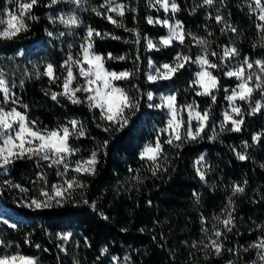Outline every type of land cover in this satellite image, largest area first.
I'll list each match as a JSON object with an SVG mask.
<instances>
[{
    "label": "trees",
    "instance_id": "16d2710c",
    "mask_svg": "<svg viewBox=\"0 0 264 264\" xmlns=\"http://www.w3.org/2000/svg\"><path fill=\"white\" fill-rule=\"evenodd\" d=\"M102 2L88 0L83 9L76 10L81 26L72 30L74 34H67L68 29L59 23H50L49 18L62 12L68 13L74 6L60 3L49 7L50 0H38L32 10L36 19L28 21L29 31L13 41L0 40V69L5 71L10 83H15L13 91L29 106L28 115L32 120L49 128L71 118L81 121L87 136L72 140L73 146L81 150L80 156H87L105 140L109 142L107 149L100 152L96 175L81 177L87 187L83 196L79 191L74 193L75 200L79 202L76 205L68 203L63 207L41 210L24 207L21 201L25 197L37 195L39 184L33 183L37 172L42 170L46 173L51 184L59 179L55 170L46 166L37 168L35 161L27 159L16 161L6 170L0 169V218L8 219L18 226L16 230H11L0 223V237L12 242L13 248L9 251H15V245L19 244L20 251L36 256L40 264H73L74 259L79 264H111L112 257H117L119 264H228L229 261L233 264H253L256 251L245 252L243 249L264 234L256 227L264 224V168L261 167L264 165V137L252 143L254 133L264 132V111L247 115L249 104L239 102L245 110L242 131L226 130L219 133L217 139H208L213 127L219 132L222 113L227 109L224 89H231L236 84L234 78L223 76V67L214 71L220 78V90L216 92L217 103L212 105L211 120L203 139L185 143L178 149L166 146L167 171H161L157 177L142 167L138 159L142 146L153 139L167 119L165 110L148 107V91L153 92L154 97L178 93V103H195L201 110L212 103L210 97L197 96L189 88L197 71L193 64H188L172 81L147 83L149 59L159 64L170 61L179 51L193 57L201 54V49L191 39L186 40L183 46L176 44L161 51H145L144 37L157 40L167 34L166 28L148 24L147 18L167 17L181 21L185 30L209 41L210 51L220 52L223 46H235L239 49L240 57L229 62L234 66L244 56L253 60L264 59V47L258 43L260 36L257 22L249 11L247 0H214L212 7L204 6L203 0H175L180 8L176 13H165L158 6L151 7V0H117L127 6L122 18L124 26L140 33L141 42L138 45L133 43L135 36L132 32L117 28L90 11L91 7ZM10 8L11 0H0V16L5 17ZM217 9L229 24L237 28V33H221L223 25L209 19V14L214 17ZM89 26L100 33L121 37L119 40L94 37V50L97 53L106 56L110 52L113 56L127 57L125 60L107 61L109 69H140L131 83L121 82V86L129 90H132L131 84H139L145 93L141 97L139 112L122 132L105 133L98 129L94 113L89 112L86 105H73L63 97L59 98V102L52 101L45 91L60 89L50 84L46 76L37 78L35 75L36 71L43 72L46 63H52L56 67V74L60 75L62 70L59 65L66 58L68 44H74L72 51L77 52ZM46 30L52 31L57 37L63 31L66 36L49 37ZM254 44L257 46L253 47ZM21 51L23 55H18ZM137 54L140 56L139 62H136ZM210 59L219 62L216 57ZM25 70L31 75L26 77ZM259 99L264 102V95L254 93L253 105ZM95 115L98 117V112ZM245 141L249 145L247 149L244 148ZM233 148L245 153L248 158L238 160ZM202 154L205 158L204 167L210 169L206 182H201L194 170V162ZM129 167L140 169L143 183L132 185ZM5 179L27 188L28 193L5 185ZM244 181H247L246 185ZM234 183L244 185L245 191L232 196L231 185ZM229 197L235 207V227L232 232L226 233L224 251L217 256L211 250L203 249L200 242H206V236L202 229L212 230L216 224L213 218L221 215ZM83 199L94 201L97 210L93 211L90 204H84ZM100 212L109 219H102ZM202 216L207 219V223L202 224ZM66 232L73 234L64 245L67 255L57 247L63 243L57 239V233ZM25 236L31 239V245L23 243ZM193 242L198 247H193ZM37 244L40 245L39 249L35 247ZM105 247L108 252L101 255ZM229 249L233 251L229 252Z\"/></svg>",
    "mask_w": 264,
    "mask_h": 264
},
{
    "label": "snow or ice",
    "instance_id": "6c2138e0",
    "mask_svg": "<svg viewBox=\"0 0 264 264\" xmlns=\"http://www.w3.org/2000/svg\"><path fill=\"white\" fill-rule=\"evenodd\" d=\"M87 2L88 0H50L49 7L60 3L74 6L68 13L62 12L50 17V23H59L69 30L67 34H74L72 30L81 26V19L75 12L78 9H83ZM13 3L15 10H7L6 18L0 16V40L2 41H13L27 33L30 27L28 21L36 19L32 15V10L38 4V0H13ZM213 4L214 0H203L204 6L212 7ZM150 6L154 8L158 6L165 13L169 11L176 13L180 10L175 0H151ZM248 8L258 21L256 24L260 36L258 43L264 47V0H250ZM90 11L96 16L107 19L115 27L132 32L135 36L133 43L140 44V33L136 29L126 28L122 23V18L127 11V6L124 3L117 2V0H103L98 6L91 7ZM116 17L121 19L118 20ZM209 19H214L217 24L223 25L220 29L221 33L226 34L229 31L237 33L238 31L236 27L225 20L219 9L214 17L209 14ZM147 23L166 28L168 34L157 40L144 37L145 51H161L174 47L176 44L183 46L188 39H191L201 49V54L195 57L184 51H179L170 61L159 64L149 59L148 66L151 71L146 73L147 83L172 81L188 64H196L199 70L189 83V88L194 90L197 96L210 97L212 102L207 108L201 110L195 103H178V93L175 92L161 95L158 98L154 97L151 91L146 93L147 100L150 102L148 107L166 110L167 116L164 127L158 129L153 139L146 142L138 152V159L142 167H145L153 177H157L161 171H167L165 167L168 160L166 146L178 149L185 143L203 139V134L208 129L211 120L212 105L217 103L216 92L220 90V78L214 74V71L223 67L225 69L223 76L234 78L237 83L231 89H224V98L228 101V109L222 113L223 119L219 123V132L216 127L212 128L211 135L208 137L210 141L217 139L219 133L226 130L242 131L245 110L237 103L238 101L249 104L247 115H255L257 112L264 111V103L261 101H255L253 106V94L264 95V59L253 60L244 56L236 65L232 66L229 62L240 57L239 49L235 46H223L220 52L210 51L209 41L185 30L179 20L172 23L167 17L154 19L149 16ZM46 32L49 37L62 38L66 36L63 31L59 32L58 37L52 31L46 30ZM208 35L211 36L212 33L209 32ZM94 37L121 39L111 33H100L89 26L77 52L73 53L72 51L74 44H68L66 58L59 65L62 70L60 75L56 74V67L52 63H46L43 72L36 71L35 75L37 78L41 75L46 76L50 84H54L60 89L59 91L51 89L45 91V95L50 96L52 101L59 102V98L63 97L73 105H86L89 112L94 113V122L98 129L105 133L122 132L129 127L133 117L139 112L141 97L145 93L142 92L139 84H131L132 90H129L121 86V82L131 83L140 69L139 67L136 71L109 69L107 61L125 60L127 57L113 56L110 52L106 56L97 53L94 50ZM256 46V44L253 45V47ZM18 55H23V52H19ZM210 57H216L219 62H214ZM139 60L140 56L137 54L136 62ZM24 75L28 77L31 73L25 70ZM15 87V83H10L5 71L0 69V169L6 170L16 161L27 159L35 161L37 168L43 169L46 166L55 170L59 179L56 183L51 184L47 180L46 173L42 170L37 172L36 180L33 182L39 184L37 195L25 197L21 201V205L24 207L41 210L63 207L68 203L76 205L79 202L75 200L74 193L79 191L83 196V191L87 187L81 177L96 175L100 152L107 149L108 140H105L102 145L92 150L87 156H80L81 150L73 146L72 140H79L87 136L84 124L71 118L52 128L41 125L39 121L29 117V106L24 104L13 91ZM21 87H23V80ZM156 99L159 100V103L155 102ZM96 112H98V117L95 115ZM262 137H264V132L254 133L252 143L259 142ZM248 147L249 145L245 141L244 148ZM233 151L240 161L248 158L245 153L237 151L235 148ZM204 160L205 158L201 156L194 162L196 176L201 182H206L207 171L210 170L204 167ZM261 167L264 168V165ZM128 172L131 173L129 180L133 186L143 183L144 177L140 174V169L129 167ZM3 183L10 188L18 189L21 193L29 191L8 179H5ZM246 184L247 181H244V185ZM244 185L235 183L231 185L232 196L243 193ZM193 195L197 196L196 193ZM83 203L90 204L93 211L97 210L94 201L83 199ZM234 213V203L229 197L221 215L213 218L216 224L213 225L212 230L202 229L206 236V242H200L204 250H211L217 256L222 254L224 251L223 239L226 238V233L232 232L235 227ZM99 215L104 220L109 219L102 212ZM201 221L202 224L207 223V219L203 216ZM0 223L11 230H16L18 227L16 223H10L8 219L4 218H0ZM256 227L261 233H264V224H258ZM121 231H127V229H121ZM72 235L71 232L57 233V239L63 242L57 247L65 255H67V249L64 245L68 243ZM23 243L31 245L32 241L28 236H25ZM85 243L87 244V241ZM192 246L198 247L196 242H193ZM35 247L39 249L40 245L37 244ZM12 248L11 241L0 237V264H40L36 256L20 251L19 244L15 245V251H9ZM253 249L256 251V259L253 264H264V234L257 237L243 251L248 252ZM44 251L46 252L48 249H44ZM228 251L232 252L233 250L229 249ZM107 252L108 249L105 247L101 250V255H105ZM73 264H79V261L74 259ZM111 264H119L118 258L112 257ZM228 264H233V262L229 261Z\"/></svg>",
    "mask_w": 264,
    "mask_h": 264
},
{
    "label": "rangeland",
    "instance_id": "374dc122",
    "mask_svg": "<svg viewBox=\"0 0 264 264\" xmlns=\"http://www.w3.org/2000/svg\"><path fill=\"white\" fill-rule=\"evenodd\" d=\"M249 2H250V0H247V4H249ZM10 9H12V10H15V4L13 3V0H11V8ZM7 12V11H6ZM169 13H172L171 11H169ZM252 14V13H251ZM253 15V17H254V19H255V15L254 14H252ZM4 18H6V13H5V17ZM256 20V19H255ZM170 22H172V23H175V20H170ZM256 22L258 23V21L256 20ZM167 34H168V30H167ZM166 34V35H167ZM193 65H195L196 66V68H197V71L199 70V67L196 65V64H193ZM151 71V70H150ZM196 71V72H197ZM195 72V73H196ZM195 75V74H194ZM236 83H237V81H236ZM236 85V84H235ZM235 87V86H234ZM167 94H170V93H165V94H159L158 96H157V98L159 97V96H161V95H167ZM230 94V93H229ZM258 101H261V103H264L263 102V100L262 99H259ZM157 103H159V100L157 99ZM237 103H239V101L237 102ZM254 106V105H253ZM227 109H228V101H227ZM226 109V110H227ZM165 112H166V110H165ZM223 118V117H222ZM143 147V146H142ZM201 156H203L204 157V154H202V155H200L197 159H199ZM196 159V160H197ZM195 160V161H196Z\"/></svg>",
    "mask_w": 264,
    "mask_h": 264
}]
</instances>
